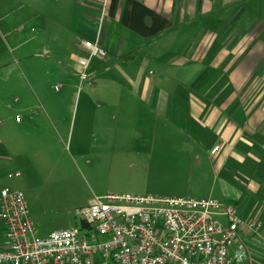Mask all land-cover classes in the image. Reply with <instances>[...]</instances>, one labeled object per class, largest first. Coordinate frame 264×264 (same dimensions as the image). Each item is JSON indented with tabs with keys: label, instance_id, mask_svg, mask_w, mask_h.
I'll use <instances>...</instances> for the list:
<instances>
[{
	"label": "crops",
	"instance_id": "crops-1",
	"mask_svg": "<svg viewBox=\"0 0 264 264\" xmlns=\"http://www.w3.org/2000/svg\"><path fill=\"white\" fill-rule=\"evenodd\" d=\"M74 1L72 18L62 25L73 30L90 27L99 10L106 26L112 24L123 34L115 43L105 35L101 44L98 40L111 58L90 57L86 71L92 61L91 76H114L99 89L123 95L124 107L132 109L131 120H122L124 125H151L164 131L113 136L117 168L89 183L78 205L106 193L192 197L198 185L210 191L218 187L222 201L253 224L237 231L229 249L234 263H264V0H85L78 17V0ZM4 32L0 29V38L8 34ZM83 41L73 43L68 52L75 73L80 71L79 59L89 55ZM3 61L0 57V67ZM107 123L100 120L103 131ZM31 137L0 120V189H10L4 181L9 173L19 171L21 177L30 171L26 150L38 159L47 149L28 142ZM108 138L103 132L99 139L107 145ZM217 144L221 149L211 156L210 149ZM99 150L103 153L102 144ZM42 168L58 170L46 164ZM71 187L61 190L47 181L44 203L36 207L37 197L26 201L19 190L35 233L39 230L35 217L75 198ZM29 189L32 192L33 187Z\"/></svg>",
	"mask_w": 264,
	"mask_h": 264
},
{
	"label": "rangeland",
	"instance_id": "rangeland-1",
	"mask_svg": "<svg viewBox=\"0 0 264 264\" xmlns=\"http://www.w3.org/2000/svg\"><path fill=\"white\" fill-rule=\"evenodd\" d=\"M74 2L0 0V29L8 33L0 38V57L5 60L0 67V120L11 123L14 131L21 130L32 136L27 139L28 142L47 148L40 153L41 158L38 155V159L32 157L29 149L26 150L32 164L30 171L26 175L23 172L19 178L6 177L4 181L11 190L22 191L26 201H32L36 196L35 207L44 203L41 200L47 190V181L59 184L61 190L64 185L71 184L69 192L75 197L54 211L35 217V226H39L37 235L48 234L44 233L48 229L76 227L85 231L82 219L75 215V208L81 206L78 204L87 193L89 183L93 184L98 177H104L107 170L117 168L111 152L113 136L164 132L161 127L122 123L132 113V109L124 107L123 95L115 89H99L107 87L106 80H113V75L101 79L102 76L98 74L85 79L73 71V63L68 59L73 43L86 38L91 42L97 38L100 42L104 35L112 43L118 37L123 38L119 30L112 29V24L106 26L107 22L99 10L95 12L96 19L92 20L90 27L80 26L73 30L64 26L68 24L66 19L72 18ZM84 4L85 0L77 1L76 17ZM94 7L98 5L95 3ZM77 46L75 53H78ZM103 49L105 56L98 55L95 59L102 61L111 58L106 48ZM80 54L87 55L82 51ZM92 68L91 61L88 72ZM100 120L108 121L104 125L107 131L100 127ZM103 132L110 140L107 145L99 139ZM96 138L100 143L96 142ZM101 144L103 153L99 150ZM44 160L47 162L43 163ZM42 164L58 167V170L46 171L41 169ZM29 186L33 187L32 192ZM195 189V194L191 195L194 198H214L225 203L222 201L223 192L218 187L210 191L198 185ZM50 207L48 205L46 208ZM245 262L248 264V261Z\"/></svg>",
	"mask_w": 264,
	"mask_h": 264
},
{
	"label": "built area",
	"instance_id": "built-area-1",
	"mask_svg": "<svg viewBox=\"0 0 264 264\" xmlns=\"http://www.w3.org/2000/svg\"><path fill=\"white\" fill-rule=\"evenodd\" d=\"M82 44L89 55L79 59L78 73L86 79L90 57L105 51L97 38ZM220 149L214 145L210 155ZM75 215L85 231L73 227L37 235L23 194L1 188L0 264H235L229 249L237 231L253 226L233 205L214 198L106 193L76 208Z\"/></svg>",
	"mask_w": 264,
	"mask_h": 264
}]
</instances>
